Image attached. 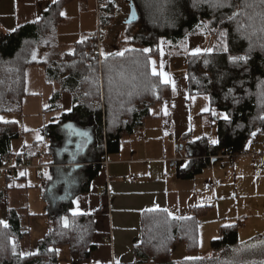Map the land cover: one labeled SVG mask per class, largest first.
Masks as SVG:
<instances>
[{
  "label": "trees",
  "instance_id": "obj_1",
  "mask_svg": "<svg viewBox=\"0 0 264 264\" xmlns=\"http://www.w3.org/2000/svg\"><path fill=\"white\" fill-rule=\"evenodd\" d=\"M71 1L54 2L43 18L12 32L0 28V116L21 109L26 94V69L36 62L33 55L37 35L49 25L61 24L65 19L61 9L64 3ZM127 2H133L139 14L136 23L125 24L132 48L122 55L105 56L99 63L87 53L91 47L87 38L77 43L72 53L60 58L54 70L48 68L50 81L53 76L63 82L65 90L79 94L76 97L79 104L72 112L45 130L52 141L49 152L54 155L55 164H66V159L60 157L66 143L64 124L73 122L95 138L73 174L79 184L72 191L73 196L89 192L105 155L114 151L112 147H118L122 139L135 134L136 128L147 120L148 109L172 95L169 85L152 71V62L160 58L163 40L176 48V44L190 35H214L211 53L188 56L187 76L191 93L209 96L211 107L228 116L227 120L218 121L216 143L212 147L208 137L189 143V160L179 170L182 178L190 179L202 173L210 165L204 157L218 155L225 149L234 153L246 150L250 140L264 130V0ZM108 9L115 10L114 1L108 0ZM232 16L234 18L229 19ZM111 20L105 18L103 22L108 24ZM220 32L227 33V52L218 48ZM240 56H246V62L231 59ZM58 98L56 94L53 106ZM94 104L98 105L97 109ZM140 106H144L142 111L138 110ZM17 135V124L0 121V155L9 153L7 143ZM22 157L23 154L17 156L19 160ZM63 171L61 167L50 170L43 196L51 228L39 242L38 251L27 256L21 254L28 233L21 229L13 212L14 219L7 227L0 223V264H60L58 250L65 246L82 262L90 258L94 249L95 219L93 215H73V197L62 199L65 193V185L61 183ZM209 209L195 206L192 215L182 220L172 218L167 211L143 214L142 241L136 248L137 256L152 264H262L264 239L241 244L239 224L221 229L220 237L211 242V256H197L199 226ZM65 218L69 221L68 227H64ZM177 241L185 244L190 254L181 261L171 259V250Z\"/></svg>",
  "mask_w": 264,
  "mask_h": 264
},
{
  "label": "crops",
  "instance_id": "obj_2",
  "mask_svg": "<svg viewBox=\"0 0 264 264\" xmlns=\"http://www.w3.org/2000/svg\"><path fill=\"white\" fill-rule=\"evenodd\" d=\"M56 1L59 0H35L34 3L38 6V11L43 8L41 10L43 16L36 11L35 17L39 16L40 18L34 22L43 18L45 12ZM109 1L110 3L114 1L115 10H120L123 13L122 18L112 19L106 24L108 30H111L113 22L116 23L118 20L123 21L125 25V20L129 14L127 15L123 7L127 5L126 0ZM5 2L6 0H0V4ZM5 10L3 9L4 12ZM12 11L16 15L15 7H12ZM207 36L209 35L188 36L186 43L189 50L192 52L206 42L209 47L212 46V40L206 39ZM87 38L86 36L84 39ZM77 43L73 45L74 49ZM213 48L214 45L212 50ZM175 49H179V47L174 48L168 40L163 41L160 45V58L155 63V68L159 69L158 72L168 74L170 82L167 85L171 88L172 95L164 98L160 105L148 109L147 120L142 126L136 128L135 134L132 137L122 139L118 143V147H112L114 151L105 155L104 158H107L110 163L108 167L99 164L98 174L91 182L89 192L76 196H73L72 191L79 186L73 177L77 169L69 165L70 153L63 151V148L66 147L64 146L60 151V157L66 159V164H55L57 161L54 155L49 152L52 143L51 138L45 135L47 127L60 122L65 114L71 113L79 104L76 102V93L65 90L63 82L60 80L50 81L49 66L44 59L50 54L48 49L43 50V58L38 57L34 64L27 67L26 94L21 109L15 111L16 115L13 114L11 119L5 122L0 120L3 123H15L18 126V135L8 141L7 151L15 155L17 161H35L48 166L45 175H40L41 177L45 176L42 185L43 194L46 183L51 176L50 170L58 167L63 168L64 171L61 175V183L65 185L63 196L67 198L66 200L73 197L71 212H75L78 208L79 214L77 215H93L95 219L96 231L92 240L94 249L90 258L82 262L71 251L68 253V250H58L60 263V253L62 252L63 264H152L149 260L141 259L136 254V248L142 241L143 214L149 211H167L172 218L182 220L192 215V209L195 206L210 207L208 212L214 209L216 203L210 201L211 196L204 192L199 194L195 182L198 175L186 179L179 174L180 168L185 167L189 160L187 157L189 143L199 139H193L194 111L192 99L200 95L190 92L187 63L191 52L184 54ZM64 55L58 56L54 62L57 63ZM161 64H163V68H161ZM52 73L54 74V72ZM163 80L164 78L161 76V81L163 82ZM56 94L59 95V98L53 106V99ZM67 95H71L69 107L63 104L64 97ZM5 115H1L0 119ZM147 122H149L148 126L146 125ZM186 136H190V139L187 140ZM208 139L210 138L208 137ZM211 145H214L213 140H211ZM68 150L73 152L75 147H69ZM22 154L23 157L19 160L17 156ZM85 155L78 156L79 162L80 158ZM180 158L181 160H178ZM35 171L38 173L37 170ZM6 176L8 183L17 179L18 183L22 184L27 179V172L21 171ZM217 192L219 193V191ZM197 195H200L202 203L197 200ZM26 198L27 195L24 196L20 191L11 196L9 193L5 194V191L0 194V207L6 209L12 207L9 209L8 220L6 216L5 222L3 221L4 224L13 221L12 213L15 212L23 230L22 220L19 216L21 208L19 207H21L22 200L26 201ZM43 210L48 212V205L46 207L44 202ZM203 221L202 219L200 228ZM234 224H239V230L240 222L223 225V227ZM50 228V222L48 225L43 223V231L47 230L43 234V238L49 233ZM23 231L28 233L27 230ZM175 244L172 250L175 248ZM64 254H67V258Z\"/></svg>",
  "mask_w": 264,
  "mask_h": 264
},
{
  "label": "rangeland",
  "instance_id": "obj_3",
  "mask_svg": "<svg viewBox=\"0 0 264 264\" xmlns=\"http://www.w3.org/2000/svg\"><path fill=\"white\" fill-rule=\"evenodd\" d=\"M34 2L35 0H6L5 3L0 4V28L5 32H12L22 25L34 23L35 20L40 18L39 16L35 17L38 6ZM126 3L127 5L123 7L128 15L129 6L127 0ZM12 7H15L16 15L12 11ZM3 9H6L5 12ZM40 9L42 10L43 8ZM41 10L38 11L40 15ZM61 13L66 18L63 23L49 25L46 31L38 33L37 47L33 55L34 60L38 57L43 58V50L48 49L47 51H50V54L44 59L51 70L56 68V62L54 61L58 56L72 52L75 43L80 42L86 36L89 39L90 35L95 33L98 28L95 0H73L64 3ZM127 32L123 21L113 22L111 30H108L106 25L103 33V58L110 55H121L132 48L128 42L129 36H127ZM205 38L212 40V46L209 47L207 42V44H201L198 48L202 50V53H207L204 50L212 49L213 45H215L214 35H209ZM187 39L176 44L179 47V49H175L177 52L184 54L191 52L186 43ZM52 78L56 81L53 76ZM76 97H79L77 92ZM70 98L71 95L65 96L63 104L69 107ZM192 105L194 111L193 139L209 137L214 141L217 136L218 121L223 118L225 113L213 109L210 98L207 95L194 97ZM143 109L144 106L138 108L139 111ZM205 109H208V111H205ZM213 112L217 113V115L214 116ZM5 114L0 119L3 122L11 119L13 114L16 115L15 112ZM146 125L148 126L149 122ZM258 131L259 129L256 132ZM254 138L256 139V144H248L247 146V151L251 156H239L233 163L226 158H215L211 161L210 166L196 177L195 182L199 194L204 192L210 195V201L216 203L214 204V209L205 214L201 228L199 227L200 246L197 256L204 258L211 256V242L213 239L220 237L223 225L240 222L241 226L238 233H240L239 242L241 244L264 239V130L260 131V135L258 137L255 135ZM257 171H260V176H257ZM26 172L27 179L22 184H19L17 179L8 183L6 174H0V194L5 191V194L9 193V196H11L20 191L24 196L27 195L26 201L22 200L21 207H19L21 208L19 216L22 220L23 230H27L29 233L24 241L23 250H21V254L24 256L38 251L39 242L43 238V234L47 232V230L43 231V223H47V225L49 223V217L46 215L47 211L43 210V202L47 207V203L43 199L42 187L45 176L41 177L34 169ZM213 179L220 180L221 183L215 190H209L207 186ZM197 196V200L202 203L200 195ZM10 208L12 207H7V209L0 207V221L5 222L6 216L8 220ZM175 245L171 259L181 261L190 256L185 244L177 242ZM61 248L59 251L68 250V253L71 251L68 246ZM61 253L60 261L63 264L64 256ZM65 257L67 258V254Z\"/></svg>",
  "mask_w": 264,
  "mask_h": 264
},
{
  "label": "built area",
  "instance_id": "obj_4",
  "mask_svg": "<svg viewBox=\"0 0 264 264\" xmlns=\"http://www.w3.org/2000/svg\"><path fill=\"white\" fill-rule=\"evenodd\" d=\"M95 8H96V16H97V31L90 35L89 40L91 41V47L87 50L88 54H91L94 59H97L99 63H102L103 60V53H102V45H103V33L106 29V24H104L105 18H113V19H120L123 17V13L120 10H114L113 12H110L108 9V0H95ZM94 108L97 109L98 105L94 104ZM210 147L211 140L209 139ZM250 144L254 145L256 144V139L252 138L250 140ZM254 155V154H253ZM239 156L242 157H248L251 156V154L246 150H243L239 153L231 152L228 149L223 150L218 155H209L208 157H204L203 159L210 162L215 158H226L229 159L232 163L235 161L236 158ZM178 160H181L178 159ZM109 160L107 158H104L100 164L108 167ZM210 165L207 166V168ZM48 166L44 164L36 163L35 161H17L15 155L12 154H6V155H0V174H13L16 172L21 171H27L30 169L37 170L38 173L43 176L45 175L46 169ZM257 176H260V171H257ZM221 181L213 179L208 184L209 190H215L219 185Z\"/></svg>",
  "mask_w": 264,
  "mask_h": 264
},
{
  "label": "water",
  "instance_id": "obj_5",
  "mask_svg": "<svg viewBox=\"0 0 264 264\" xmlns=\"http://www.w3.org/2000/svg\"><path fill=\"white\" fill-rule=\"evenodd\" d=\"M129 7L130 12L127 19L125 20L126 25L136 23L139 18L135 4L130 2ZM62 130L65 132L66 136V147L63 148V151L70 153L71 157L69 159V165L74 169H77L81 165L79 163L78 156L85 155L87 153L89 147L93 145L95 138L90 131L78 127L73 122L64 124L62 126ZM74 139H76V141H73ZM72 146L75 147L73 152L68 150V148ZM62 199L66 200L67 198L63 196Z\"/></svg>",
  "mask_w": 264,
  "mask_h": 264
},
{
  "label": "snow or ice",
  "instance_id": "obj_6",
  "mask_svg": "<svg viewBox=\"0 0 264 264\" xmlns=\"http://www.w3.org/2000/svg\"><path fill=\"white\" fill-rule=\"evenodd\" d=\"M201 2H209L211 3V0H201ZM212 6H225L224 4H212ZM234 16L232 17H229V19H233ZM221 39L219 41V44H218V48L221 49L222 51L224 52H227L228 51V47H227V33L225 32H220L219 33ZM145 51H150L148 49H146ZM208 53H211L212 52V49H207V50H204ZM202 53V50L200 48H196L194 49L192 52H191V55L193 56H199L201 55ZM161 54L163 55V52H161ZM122 55V54H121ZM232 61L233 62H236V61H245L247 60V57L246 56H240V57H231ZM153 75H159V76H162L164 78L163 82L165 84H168L170 82V78L168 76V74L166 72H157L156 71V68H155V62L153 61ZM207 63V62H206ZM161 68H163V64H161ZM173 87H174V84H173ZM205 111H208V109H205ZM214 116L217 115V113L213 112L212 113ZM223 119L227 120L228 119V116L227 115H224L223 116ZM213 143H216V141H213ZM79 214V209L77 208V210L75 212H73V215H77ZM0 223H4L3 221H0ZM63 224H64V227H68L69 226V221L67 220V218L64 219L63 221ZM4 227H7V224H4ZM262 264H264V262H262Z\"/></svg>",
  "mask_w": 264,
  "mask_h": 264
}]
</instances>
